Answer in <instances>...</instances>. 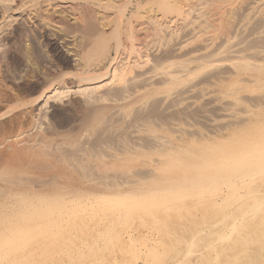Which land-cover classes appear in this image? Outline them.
Masks as SVG:
<instances>
[{"label": "rangeland", "instance_id": "1", "mask_svg": "<svg viewBox=\"0 0 264 264\" xmlns=\"http://www.w3.org/2000/svg\"><path fill=\"white\" fill-rule=\"evenodd\" d=\"M0 1H1L0 2L1 3L0 8L3 9V11L5 13L4 16L8 15L9 13H12V11H13L12 6L14 3L13 0H6V1L0 0ZM58 1H60V2H58ZM58 1L56 2L57 4L53 5V8H54L53 9L51 4H47V1L41 0V7L40 8L45 13L47 11H52V10H61V6H62L61 4L64 3V0L63 1L58 0ZM92 1L97 2L95 0H92ZM107 1H111V0H98L97 3H99V2L105 3ZM147 1H150V0H139L140 5L143 6L144 9H142V7H141L142 10L138 9V11L140 10L143 12L148 8V5H142V4L146 3ZM180 1H182V0H180ZM203 1L205 2V0H184L183 1L184 3L185 2H186V4L188 2L189 3L187 5H185V7H181V11L179 12L180 14L175 13L176 17L178 19H180V20L177 19V21H176L177 24H175V23H172V24L168 23L167 24L165 22V21H168L167 18H162V16L160 17L157 14V12L155 13V11H153L154 12L153 16L155 15L157 18L156 21H158L156 23L164 22L166 24V26L167 25L168 26L166 27L165 25H163L165 27L164 28L163 26L162 27L157 26V24L155 23L156 28L160 27V30H162V31L157 32L159 35L155 34V33H154L155 35L154 34L150 35L149 37L151 39L147 38L146 41L143 42L144 44L143 43L141 44V47L144 49V51H146V53L148 54V57L150 55V57L148 58L149 63H147V66L146 65L143 66L141 68L142 70L140 69L141 71L138 70L136 67H134V70H136L137 72H134L133 74L140 73V75L137 74V77H136V76H133V74H132V78L128 79V81H127L129 85L125 84L126 86L123 85V86L119 87V85H115L114 83H112V84H109L107 86L99 87L98 90L91 91L88 89V91L85 90V92H83V91L81 92L79 90L77 91V89L75 90L76 87L70 88L69 92H67L68 89L62 90V91H64V93L62 92L58 96L59 98H57V100H59V101H60V99H62L63 101H67L69 99H77V98H82V97L85 98L87 96H92V95H93L92 97H95L94 95H98V93H99V94H101V95L103 94L105 96L106 100L103 99V101L105 103L112 104V106H114V108H112L110 111L112 114L109 113V115H108V118L106 120L107 123L105 121V123L101 124L99 126L101 128L98 127L96 129V131H94V133H93L94 135L89 134V135H87L88 138L82 137V139L79 140L80 143L82 141L86 140L85 143H83V142L81 143V147L85 148L84 149L85 152L81 151V147H79L80 145L75 146L73 148V146L71 144H69V143L66 144L65 142L63 143L62 142L63 136H61V135H59L58 137H56V136L53 137L55 139H53V138L52 139L51 138H43L42 139V136L44 134V130L48 126V121H49V118L47 117L48 104L44 102V100H45L44 97L41 96L44 100L41 97L39 98V100H38L39 105H42V106L40 108H38L36 111H34V113L32 111V107H30L31 104L22 105L21 107H18V109H14L13 112H11V113H14L15 111H16V113L20 112V114H19L20 118H18V119L23 121V123L21 125L22 128L21 127L15 128V130L12 131L13 134L10 132L11 134L8 133V134H10V136L7 134V136L5 138H2L0 140V141H2V142H0V144H1L0 149H4L7 151V150H10V148L12 149L14 147H19V146L24 145V144L32 143V145L34 144V146L37 149H39L40 151L42 149L45 150L43 152L47 151V154L46 153H45V155L42 154L43 160L42 159L41 160L44 161L43 163H45V164H43L42 161H40V162L45 166H42L40 163L39 166H41L42 168H40L39 170H35V171H38V173H36L37 175L32 174V173L22 174V175H27L29 177H32V178L34 177V178L38 179L37 182L35 183L36 184L35 186H33V185L30 186V184L27 183V184H23V185H25V186L29 185V186L23 188V186H19L17 179H16L17 181L15 180L13 183L12 182H6V181H0V187H1L0 188V211H1V209H2V211H4L10 207L11 208L9 210H13L14 208H15L14 210L19 209L20 204H22V202H26L25 204H28L29 206H31L32 204L34 206L37 203H39L40 205H38V207H41V208H42V206L46 207L48 205V207H46V208L49 211H48L47 215L44 217L45 219L43 220V218H42V221H40L41 225L38 223L39 224V228H38L39 230L38 231L39 232L41 231L40 233H42V235H44V233H45V235L42 236L43 239L46 240L45 236L47 237L46 241H48V252H49V255H51V257H50L51 260L49 258H46L43 261H48L50 263L53 262L54 264L55 263L56 264H64V263L65 264H72V262H73V264H75V263L76 264H83V263L84 264H88V263L89 264L90 263H93V264H105V263L106 264H130V263L131 264H147V263L148 264L149 263L150 264H155V263L161 264L160 262H162V264H164L166 258L167 259H174L173 256L180 257L179 255H182L181 253H182L183 249L181 248V246L183 245V243L185 241H188L191 238L193 229L202 220V217H198L199 216L198 213H200L201 209L203 211H205L207 209H211V211H212V210H216L218 208L216 210V212L215 211L212 212L213 214L218 213L219 208L221 209V207L220 206L218 207L216 204H214V206L212 205V207H213L212 208L211 205L209 206L208 203H206V202H209V204H211V200H207L204 202L203 200H200L199 198H196V197H195L196 199L193 200V199H191L193 197L190 196L191 198L187 197L188 200L186 201V199L183 200V199H181V197L174 196V192L175 193L178 192L177 188H179L182 185H183L182 187H185L186 185H189V184L194 186L193 184H194V182H197V180H199V179L202 180V179H205L206 177H208L209 172H207V171H208V169L211 168V166H210V164H207L204 162L200 163V161L209 160V157H210L209 154L212 153L211 150H213V148H215V146L217 147V145H214V144H219L218 140H220L219 145H222L221 144L222 138H224L223 141L226 138H229L228 139L229 142L227 141L228 144L226 143L227 146L225 144V150L228 149V151L226 150V152H228L227 154L230 155L234 152V154L240 158L244 155L241 153L246 152L247 148L243 147L245 149V150H243L242 146L244 144L243 143L242 144L235 143L236 140L232 141L231 145H230L231 138L229 137V135L231 134L230 136L233 137V134H234V136L236 134H239L240 135L239 137H242V136L245 137V134H246V137H248V136H250L248 134L253 133L252 135H255L256 133H258L261 130V124H262V127H264L263 126L264 122H262V121H264V97H263L264 96V75L263 74H261V76L263 75L262 77H259L260 75L257 74L258 71L254 72V71L250 70V73H248V74L245 73V74L240 75V78H242L243 80L240 81L237 85V86H239V89L237 90V88H235V90H234L235 94L238 95L240 101L236 104H233V105L232 104L230 105V101L228 102V101H226V99H224L226 101L225 102L223 99L220 98V96L225 95L224 93H222V92H225V88H222V87H224V84L225 83L227 84L228 82H230L232 80L231 78H233L235 76V74L233 73V69L230 67H226V65L223 64L222 66H218V68H216V69L211 67L210 69H207L206 72H204L203 74H200L197 77H195L193 82L195 83V81H196L197 86L192 88L191 91H189L185 94V95L189 94V96L194 100L193 103H191L189 101L187 103L186 100L180 99V96L178 97V99L173 97V96H172V98L170 97L168 99H165L163 97L164 98L163 99V98H161L162 95L156 94L155 96H153L154 98L149 97L148 99H150V100H148L149 102H147L146 104L138 105L136 107L134 106V107L130 108L131 110L126 109V108H125L126 110L118 108V106L121 103L127 102L130 97L132 98L133 95L136 94L138 89L137 90H135V89L137 87L138 88L141 87V89L143 88V86L146 84L147 80L145 79V75L142 76V73H143V71H145L147 69L149 70V68H151L150 65L153 63H158L159 61H160V63H163V62L167 63L168 60H172V62L175 66L176 65L179 66V65L183 64L182 67L184 66V68L188 67V68L193 69V67L200 64V61L202 64L204 61L206 62L209 60L212 61V60H217V59H228V53L227 52L231 49H234L232 47L236 48L235 40H238L239 42L241 40V43L239 44V48H241V46L244 48L245 47L248 48V50L245 51V54L250 53L248 51L252 52L253 49H254V51L257 50L259 52H264V47H263L264 46L263 45L264 44V30H262L263 26H261V25H264L263 24L264 23V13H263L264 12V0H261V1L255 0V2H254V0H224V1L223 0H209V1L206 0L205 3H203ZM24 2H25L24 6L27 7V9H28V12H26V15H27L29 13V9L31 8V7H29L30 1L24 0ZM142 2H144V3H142ZM207 2H210V3L207 4ZM58 3L59 4L61 3L60 6ZM254 3H255V5H254ZM258 3H260L261 5ZM2 4H4V5H2ZM55 6H56V8H55ZM254 6H256V8ZM145 7H146V9H145ZM188 7H190V8L188 9ZM262 7H263V9H262ZM212 8L216 9V10L220 9L221 10L220 11L221 16L216 17V14ZM195 9L196 10L199 9L198 11L200 13L198 11H196ZM251 9H255V10L253 11ZM132 10L136 11L137 9L133 6ZM185 10L188 12L190 10L192 12L194 10L195 11L193 13L191 11H190V13H188ZM208 10H211V11H209L207 13ZM183 12H184V15L187 13L186 14L187 16L186 15L183 16L182 15ZM254 12H255V14H253ZM98 13L100 14V18H101L102 23L108 24L109 20L112 22V18H110V17H113L112 16L113 13L111 11L101 9L98 11ZM196 13H197V15H195ZM211 13H213V14L211 15ZM241 14H242V16H241ZM257 14H259V15H257ZM103 16H105V18H102ZM211 16H213L214 18ZM182 17H185V18L187 17L186 18L187 22ZM4 18H3L4 20L2 19L0 22V31H3L4 29L9 27L10 17H7V18L4 17ZM162 19H165V20H162ZM110 21H109V24L111 23ZM6 23H7V25H6ZM164 23H162V24H164ZM249 24H251V25H249ZM4 25H5V27H4ZM48 25H49V23H48ZM40 26H45V24H43V22H42V24L40 23ZM45 27H47V26H45ZM153 27L155 28V26H153ZM33 28H34V30H37L36 27H33ZM260 28H261V32H260ZM47 29L50 32H55L56 29L58 31V28L53 26V25L52 26L50 25L49 27H47ZM151 30H153V29H151ZM257 32H259V33H257ZM231 35H233V38L235 36L234 40H232ZM227 37H228V39H227ZM181 42L183 43V45ZM23 43L24 44L22 45L21 51H22V53L24 52L23 55H24L25 60L27 59V61L30 62L32 59L34 61V64H39L38 68L42 72L43 71L45 72L46 77H50V76H53L55 74L59 75L60 73H62L63 74L62 75V77H63L62 82L64 83V85L66 83H68L69 85H73V82H74L73 80L75 77L72 75V73L76 70L77 66L72 65L73 67H67L64 63H62L60 57L54 55L52 53L51 49L48 46L44 45L45 41L43 40L42 37H40L38 35V33L36 31L28 32ZM150 43H151L152 47H149ZM176 43H178V44H176ZM180 45H182V46H180ZM153 47H155V48L153 49ZM145 49H149V50L153 49L154 51L152 50L150 52V51L145 50ZM155 49L156 50L158 49L157 50L158 52L157 51L155 52ZM216 51L219 53H215ZM105 52L106 53H104V55L99 58L100 61H99V59L93 61V64H94V65L92 64L93 67L97 68L98 65H102V64L107 65L108 60L111 57H113L114 55L115 56L119 55L118 56L119 63L117 66H120V65H122L128 61L127 57H126L127 55H126L125 50L122 51V49H121L119 51L120 53L118 52V54H116L115 43L112 39H110L107 42V47H106ZM222 53H223V57H221ZM208 54H210V55H208ZM261 54L262 53L258 54L259 56L257 55L256 58L260 57ZM196 57L198 59H196ZM207 57H208V60L205 59ZM200 58L204 59V61ZM212 58H214V59H212ZM45 60H47V61L45 62ZM192 60H193V62H192ZM197 60L198 61L200 60V61L198 62ZM211 61H209V62H211ZM50 64H52V65H50ZM96 64H98V65L96 66ZM23 68H24V66L20 67L19 69H13V67L9 66V67H6L5 69L2 68L4 71H2L0 68V88H1V86L6 85L7 86L6 88H8L9 91H11L13 94H15L16 99L13 102H18V100H20V98L18 97L19 94L11 86V84H9V82L7 84L5 83V76L8 75L10 77H12V76L15 77L16 75H21V73L23 74L25 72V70H23ZM42 69H44V70H42ZM170 70H173V68ZM63 71H64V73H63ZM173 71H175V70H173ZM1 72H4V73H1ZM177 75H179V77L182 76L179 72H177ZM140 76L142 77L143 80L142 79L139 80L141 78ZM215 78H217V79H215ZM254 78L257 79L259 82L257 81V83H258L257 85L253 84L254 86L256 85V87H253V85L250 87V84H247V83H249V81L251 82V80ZM131 79L133 81H130ZM103 81L109 82L110 80L108 78L104 77ZM103 81L101 80L102 83H103ZM204 83H206V84H204ZM204 85H206V86H204ZM203 87H205V89H203ZM209 88H212V90H210ZM213 88L215 90H213ZM208 89H209V91H208L209 93H207V91H206ZM236 90H237V92H236ZM212 91L214 94L212 93ZM255 91H257V92L255 93ZM127 95H128V97H127ZM212 95H214V96H212ZM34 96H35V94H34ZM125 97H127L128 99ZM216 98H218V99H216ZM121 99H123V100H121ZM57 100H55V101H57ZM3 102L4 101H2L0 104V107L2 109V110L0 109L1 111H3L5 109L4 108L5 102L4 103ZM155 102H157V103H155ZM36 103H38V102H36ZM251 105H253V106L251 107ZM224 111L225 112L228 111V113L230 112L231 114L229 113L228 116L224 117V115H223ZM11 113L4 116L5 119L9 115H11ZM4 117H1L0 121H3L2 119H4ZM148 119H149V121H148ZM15 122H12L10 124L12 125ZM253 124H255V125H253ZM250 126H252L253 128ZM124 127H126V128L124 129ZM257 129H258V131H257ZM105 131H106V134H105ZM250 131L252 133H250ZM116 132H118V133H116ZM220 133H221V135H220ZM242 133H244V134H242ZM11 135L13 138L11 137ZM34 136L35 137L39 136V138L41 137V139L39 141L37 140V142L36 141L31 142V139L35 138ZM236 136H238V135H236ZM9 137H10V139H9ZM23 138L24 139L26 138L27 140L26 139L24 140ZM208 141L209 142L211 141L212 143L211 142L209 143ZM5 142H7L6 148L5 147L3 148V146L5 145L4 144ZM51 143H53V144H51ZM10 144H12V145H10ZM56 144H57V146H56ZM82 144H83V146H82ZM208 144L211 146V148H210V146H207ZM90 145H92V146H90ZM205 145L208 148H206ZM219 145H218V148H219ZM228 145L231 147V149ZM234 145H235V147H234ZM49 146H51V147H49ZM236 148H237V150L239 149L240 151H238V152L234 151V150H236ZM250 149L252 150L251 147H250ZM80 151L82 153H80ZM229 151H230V153H229ZM52 152L55 154L53 155ZM208 152H209V154H208ZM76 155H77V157L79 156V159H81V160L77 159ZM179 158H181V159H179ZM48 163L50 164L51 167L47 166ZM239 163H241V162H239ZM201 165L204 168H202ZM45 167H47V168L45 169ZM202 172H203V174H202ZM53 175H54V177H53ZM22 177L23 176H21V175L19 177L21 179V181L24 180V179H22ZM55 177H56V179H54ZM53 179H54V181H53ZM53 182H55V183H53ZM37 185H39V186H37ZM156 185H157V187H155ZM162 186L163 187L165 186V188H169V187L172 188V186H174V187L178 186V187L175 188L174 190H173L174 187L172 189L169 188L168 190L166 189L167 191L163 192L162 190H165V188L164 189L161 188ZM141 187L142 188L144 187L145 190H143ZM148 188H149V190H148ZM159 188H161V190H158ZM139 189H142V191ZM151 190H152V192L150 193L149 191H151ZM155 190H157L159 192H157V191L155 192ZM18 191H19V193H18ZM22 191H23V193H22ZM55 191L60 192V193H57ZM129 191H131V192H129ZM139 191L141 192L140 195L137 194V193H139ZM143 191H145V192H143ZM96 192L98 193V195H99V193L100 194L103 193L102 195L104 197L102 195H99L103 198H105V196H107L106 194H108V195L114 194V195H112V197L114 199L111 198V195L107 196L105 198L106 200H109L111 198L109 201H106V202L104 201L105 199L103 200V202L99 201V200H102L103 198H101V197L97 198L98 197L97 195H96L97 197H93V199L91 198L90 200H83L82 199V198L87 199V196H91L92 195L91 193H96ZM121 192H123V195ZM135 192H137V193H135ZM170 192H171V194H170ZM52 193H54L55 197L52 196ZM116 193H117V195H115ZM144 193H147V194L144 195ZM66 194H68L70 196H74V197H70L71 199L67 198V197L60 199L59 195L63 196ZM119 194H120V196H119ZM124 194H125V196H124ZM134 194H137V197L139 198V199L135 198L137 201L135 199L133 200L134 196H136ZM85 195H87V196H85ZM141 195H143V196H141ZM139 196H141V197H139ZM167 196L169 199L167 198ZM120 197L121 198L123 197V198L121 199ZM129 197H131L130 200L128 199ZM143 197H145V200ZM149 197H151V201H150ZM78 198H79V201H77ZM117 198H119L120 200L118 201ZM164 198H166V199H164ZM64 199H65V201H63ZM97 199H98V202H100V204H98ZM115 199L117 200V202ZM140 199L142 201H145V202L144 203L141 202ZM81 200H82V202H81ZM112 200H115V202L113 203ZM128 200L131 202H128ZM132 200H133V202H132ZM156 200H159V201H156ZM83 201H85L84 203L88 202L89 204L88 203L84 204ZM95 201H96V203H94ZM174 201H175V203L172 204L171 202H174ZM59 202L61 203V206L63 205L62 206L63 208H61V206H58V204L60 205ZM122 202H124L125 204L127 203L126 206ZM177 202H179V203H177ZM201 202L205 206L202 205ZM76 203L80 204V206H78V208L76 206L79 204L76 205ZM116 203H119V204H117V207H116ZM147 203H148V205H147ZM134 204L136 206H134ZM196 204H197V206H196ZM206 204L208 205V208H207ZM68 205H70L69 208L65 209L68 207ZM73 205H75L76 208H74L72 210V208L74 207ZM122 205H124L126 208ZM130 205H131V207H130ZM137 205L138 206L140 205V207H138ZM22 206H25V205H22ZM82 206H83V208H81V210H83V211L79 210L80 207H82ZM159 206H160L161 210H160ZM162 206H163V208H162ZM166 206L169 207V210H168V207H166ZM176 206H178V207H176ZM55 207L57 210H55ZM156 207H158V209H156ZM186 207H188V208H186ZM114 208L116 211L114 210ZM123 208L127 211H125V210L123 211ZM131 208H133V209H131ZM150 208L152 210L153 209L154 210L152 211ZM165 208H166V210H165ZM171 208H174V211ZM175 208H176V210H175ZM203 208H205V209H203ZM90 209H92V210L94 209V210L92 211ZM88 210H90L91 212ZM95 210L97 213H95ZM108 210H110V212ZM170 210H172L173 212L172 211L170 212ZM64 211H66V212H64ZM113 211H115L116 213ZM147 211H149V212H147ZM154 211L156 212L155 214H153ZM211 211L208 210V212L207 211H205V212L209 213ZM56 212H57V214H56ZM62 213H64V214H62ZM72 213L74 214V216L72 215ZM102 213L105 215H102ZM55 214H56V218H54ZM65 214H66V216H65ZM147 214H149L150 216L153 214V216L150 217V220H149V217H147V216H149ZM57 216H59L58 222L56 220ZM0 217H1L0 218V224H1V222L5 223L7 220L12 218V217L8 216L7 214L4 216H0ZM8 217H9V219H7ZM60 217H61V219H60ZM91 217H93L95 219H93ZM153 218H154V220H153ZM67 220H69V221H67ZM97 221H99V222H97ZM153 221H156V222H153ZM55 222H57V223H55ZM66 222H68V223H66ZM69 222L71 223V225ZM152 222L154 223V225H152L153 224ZM42 223H43V225H42ZM48 224H50V226L52 228ZM76 224H77V226H76ZM140 224H142L143 226ZM57 225L59 226L60 229L58 228ZM144 225H146V227H144ZM150 225H152V226H150ZM40 226H41V228H40ZM69 226H71V227L74 226V227L71 228ZM103 227H105V228H103ZM143 227H144V229H143ZM11 228H13V227H11ZM99 228H101V229H99ZM116 229L118 231H116ZM90 230H92V231H90ZM60 231H62V232H60ZM66 231H68V232H66ZM251 231L249 234L254 233L256 230H253L252 232ZM183 232H185V234H187V235H185ZM64 233H66V235ZM93 233H94V235H97V236H94ZM107 234H109V236ZM133 234L135 235L134 236L135 238H133ZM113 235H115V236H113ZM136 235L137 236L141 235L140 237L142 239L139 236L137 237ZM146 235H147V237H146ZM7 236L8 235L6 233L5 237H7ZM10 236L11 237L13 236L12 238L15 237L14 233H11V232L7 238L11 239ZM48 236H50V238ZM118 236H119V238H117ZM249 236H251V235H249ZM60 237H62V238H60ZM85 238L87 241L90 240L89 241L90 243L85 241ZM109 238H110V240H109ZM138 238L141 239V241H139ZM150 238H151V240H150ZM41 239H38L37 241L33 240V242L31 244L29 243L30 245H28V243L26 241L22 240L19 243L20 246L17 244L16 248L13 250H15V251H19V250L20 251H23V250L26 251L27 249H30L31 247L41 248L40 247L41 246V244H40ZM104 239H105V241H104ZM130 239H131L130 244H133V242L135 240L134 245L129 244ZM254 239H258V238L255 237ZM95 241H96V243H95ZM38 242H39V244H38ZM118 242H119V244H118ZM127 242H128V245H127ZM55 243L58 245H56ZM170 243H171V245H170ZM86 244H89V245H86ZM117 244L119 246L122 244V247H124L126 245L125 247L127 248V250L125 249V247L124 248H122L121 246L119 247ZM123 244H124V246H123ZM57 246H58V248H57ZM91 246H92V248H91ZM131 246H133V247H131ZM20 247H21V249H20ZM25 247H26V249H25ZM78 248H80V249H78ZM95 248H97V249H95ZM247 248H248V246H242V245H241V247H237V249L234 248L235 250H237V253L232 252L233 255H231V253H229V252L233 251L234 249H231L230 251L228 249V251H229L228 256L231 255V256L236 257V258L238 257V258H240L239 260H241V257L243 256L242 257L243 261H240L243 263L245 261L244 252H247ZM75 249H77V250H75ZM85 249H86V251H85ZM130 249H131V251H133L132 253L134 255L131 252H128ZM180 249H181V251H179ZM260 249L262 250L260 253L263 254L262 252H264L263 251L264 247H262ZM59 250H62L61 251L62 253L59 252ZM92 250H94V251L96 250L98 252H94ZM115 250H116V252H115ZM238 250H240V251H238ZM71 251L73 253H71ZM177 251H179V252H177ZM125 253L128 254V256H126ZM175 253L178 256H176ZM170 254H172V255H170ZM120 255H122V256L120 257ZM123 255H125L126 257H124ZM168 255H170V256H168ZM52 256L54 258H52ZM73 256H75V257H73ZM133 256H135V259ZM230 257H227V258H230ZM233 257H231L230 259H227L226 262L228 261L227 263H229V264L233 263L234 262V259H232ZM43 258L44 257H42V259ZM82 258L86 259V260H83ZM91 258H93V259H91ZM4 259L5 258L0 259L1 263L4 261ZM77 260H78V262H76ZM96 260H97V262H96ZM163 260H164V263H163ZM251 260H252V262L246 261V262H244V264H248V263L249 264H251V263L252 264H259L260 263V262H257L258 260H254L252 258H251ZM253 260H254V262H253ZM66 261H68V262H66ZM90 261H92V262H90ZM193 261H192V263L190 262L189 264H193V263L197 264L196 260L194 262Z\"/></svg>", "mask_w": 264, "mask_h": 264}, {"label": "bare ground", "instance_id": "2", "mask_svg": "<svg viewBox=\"0 0 264 264\" xmlns=\"http://www.w3.org/2000/svg\"><path fill=\"white\" fill-rule=\"evenodd\" d=\"M28 1H30L29 7H31V8L29 9V13L27 15H26V12H28V9H27V7L24 6V4H25L24 0H13V2H14L13 3V6H12V10L13 11L11 10L12 13H9L6 16H4L5 13H4L3 9L0 8V22H1V20L4 17H6V18L7 17H10L9 27L6 28V29H4L3 31H0V68H1L2 71H4L3 69H5L6 67H9V66L10 67H13V69H19L20 67L24 66L23 70H25V72L23 74L21 73V75H16L15 77L14 76L10 77L8 75L5 76V83L7 84L9 82V84H11V86L18 92V94H19L18 97L20 98V100H18V102H13L16 99L15 94H13L11 91H9V89L6 88L7 87L6 85L1 86V88H0V104H1L2 101H4L5 102V107L4 108L5 109L3 108L4 110L1 111L2 109L0 107V109H1L0 110V118L6 116L7 114H9L11 112H13L14 109H18V107H21L22 105H27V104H31L30 107H32V111L34 113V111H36L38 108H40L42 106V105H39V101H38L39 98L42 96V97H44L45 100L42 97L41 98L44 100L45 103L48 104V107H47L48 108L47 117L49 118L48 126L44 130V134L42 136V139L43 138H51L52 139L55 136L58 137L59 135H61V136H63L62 142L63 143L65 142L66 144L67 143L71 144L73 146V148L75 146H78V145H80L79 147H81V143L82 142L85 143L86 140L82 141L81 143H80L79 140H81L82 137L88 138L87 135L93 134L94 131H96V129L101 124L105 123V121L108 118L109 113H111L110 112L111 109L114 108V106H112V104L105 103L103 101V99L106 100L105 96L103 94L101 95L99 93H98V95H94L95 97H92L93 96L92 95V96H87L85 98L82 97V98H77V99H69L67 101H63L62 99H60V101H59V100H57V98H59L58 96L62 92L64 93V91H62V90L68 89L67 92H69V89L70 88L76 87L75 90L77 89V91L79 90L81 92L82 91L85 92V90L88 91V89L91 90V91L98 90L99 87L107 86V85L112 84V83H114L115 85H119V87L120 86H123L125 84H128V82H127L128 79L132 78V74L134 72H137L136 70H134V67H136L138 70H140L143 66H145V65L147 66V63H149V61H148L149 59L148 58L150 57V55L148 57V54L141 47V44L143 42H145L147 38H150L149 37L150 35H152L154 33L155 34H158L157 32L162 31V30H160V27L156 28V24H157V26H161V27L163 25L166 26V24L164 22H160L159 21L160 23H156L158 21H156V19H157L156 16L155 15L153 16V13H154L153 11H155V13L157 12V14L160 17L162 16V18H167L168 21H165L167 24L168 23H171V24L172 23H175V24H177L176 21H177L178 18L176 17V14L175 13L180 14L179 12L181 11V7H185V5H187L189 3V2L187 4H186V2L184 3L183 2L184 0H182V1H180V0H150V1H147L146 3L142 2V3H144L142 5H148V8L146 9V7H147L146 6L145 7L146 10L142 12L140 10L144 9V7L140 5L139 0H118V1L117 0H111V1H107L105 3L104 2L97 3L98 0H95L97 2H94L92 0H64V3L63 4L60 3L62 5L61 6V10H52V11H47L45 13L40 8L41 7V0H28ZM45 1H47V4H51L52 5V8H53V5L57 4L56 2L58 0H45ZM58 2H60V1H58ZM205 2H206V0H205ZM205 2L203 1V3H205ZM254 2H255V0H254ZM208 3H210V2H207V4ZM60 4H59V6H60ZM258 4H260V3H258ZM2 5H4V4H2ZM254 5H255V3H254ZM133 6L137 9L136 11H133L132 10V7ZM141 7H142V9H141ZM254 7L256 8V6H254ZM55 8H56V6H55ZM189 8L190 7H188V9ZM101 9L109 10V11H111L113 13V14L111 13L113 17H110V18H112V22L109 20L111 22L109 24V21H108V24L109 25L102 23L101 18H100V14H99L100 12L98 13V11L101 10ZM138 9H140V10L138 11ZM262 9H263V7H262ZM198 10H196V11H198ZM251 10L254 11L255 9H251ZM190 11L189 12L186 11V12L190 13ZM209 11H211V10H208L207 13ZM213 11L215 12L216 17L217 16H221V13H220L221 10L220 9L219 10L218 9L217 10L216 9H213ZM213 13H211V15ZM253 14H255V12ZM182 15L185 16L184 15V12H183ZM195 15H197V13ZM257 15H259V14H257ZM241 16H242V14H241ZM211 17H213V16H211ZM102 18H105V16H103ZM182 18H184L185 21H186V18L187 17L186 18L185 17H182ZM162 20H165V19H162ZM178 20H180V19H178ZM42 22L47 27H49L50 25L51 26L53 25V26L57 27L58 28V31L56 29L55 32H50L47 29V27L40 26V23L42 24ZM48 23H49V25H48ZM162 23H164V24H162ZM6 25H7V23H6ZM249 25H251V24H249ZM153 26H155V28ZM261 26H263L262 27V30H264V25H261ZM4 27H5V25H4ZM33 27H36L37 30H34ZM151 29H153V30H151ZM30 31H36L38 33V35L40 37H42L43 40L45 41V44L44 45L48 46L51 49V51H52V53L54 55L60 57L62 63H64L67 67H73L74 65L77 66L76 70L72 73V75L75 77L74 80H73L74 81L73 82V85H69L68 83H66L64 85V83L62 82L63 81V77H62L63 74L62 73H60L59 75H56L55 74L53 76L46 77L45 76V72L43 71L44 72L43 73L38 68L39 67V64H34V61L32 59H31L30 62L27 61V59L26 60L24 59V55H23L24 52L22 53V51H21L22 50V45L24 44L23 42H24V40L26 38V35ZM260 32H261V28H260ZM257 33H259V32H257ZM231 36H232V40H234L235 36H234V38H233V35H231ZM110 39H112L114 41V43H115V51H116V54H118V52L121 49H122V51L125 50L126 55H127L126 57H127V60L128 61L126 63L120 65V66H117L118 63H119V59H118V56L119 55H117V56L114 55L113 57H111L108 60L107 65L106 64L105 65H103V64L102 65L96 64V66L98 65V67L97 68L93 67V65H94L93 64V61L98 60L100 57H102L104 55V53H106L105 51H106V47H107V42ZM227 39H228V37H227ZM151 43H150L149 47H152L151 46ZM240 43H241V40H240V42L238 40H235V46H236V48L235 47H232L234 49H231V50H229L227 52L228 53V59H217V60H212V61L209 60L211 62H209V61H206L205 62L204 59L200 58L204 62L201 64V61L199 60L200 61V64H198L196 66L194 65L195 67H193V69L192 68H188V67L187 68L186 67L184 68V66L182 67L183 64L182 65H179L180 67L178 65L175 66L173 64L172 60H168L167 63L166 62L160 63V61L159 62L157 61L158 63L151 64L150 65L151 68H149V70L147 69V70L143 71V73L141 72L142 73V76L145 75V79L147 80L146 84L143 86L142 89H141V87H139L140 89L137 87L135 89V90L138 89V91L136 92V94L133 95L132 98L130 97L127 102L121 103L118 106V108H120V109H125V108L126 109H130V108H132L134 106L136 107L138 105H144L147 102H149L148 101V100H150V99H148L149 97L154 98L153 96H155L156 94L157 95L158 94L162 95L161 98L164 97L165 99H168L170 97L172 98V96L178 99V97L180 96V99L186 100L187 103H188V101L191 102V103H193L194 100L189 96V94H187V95H185V94L187 92L191 91L192 88H194V87L197 86L196 81H195V83L193 82L194 79H195V77H197L200 74H203L204 72H206L207 69H210L211 67L214 68V69H216V68H218V66H222L223 64H225L226 67L232 68L233 69V73L235 74V76L233 75L234 77L231 78L232 80L230 82H228L227 84L226 83L224 84V87H222V88H225V92H222V93H224L225 95L224 96H220V98L223 99V100L226 99V101H228V102L230 101V105L231 104L233 105V104L238 103L240 100H239L238 95L235 94V91L234 90H235V88H237V90L239 89V86H237V85H238V83L240 81L243 80L242 78H240V75L245 74V73L248 74V73H250V70H252L254 72L255 71H258L257 74L260 75L259 77H262L264 75V52H259L257 50L254 51V49L253 50L251 49L252 52L251 51H248L250 53H246L245 54V51L248 50V48H246V47L244 48L242 46H241V48H239V44ZM176 44H178V43H176ZM182 45H183V43H182ZM182 45H180V46H182ZM154 48L155 47H153V49ZM145 50H148L150 52L152 51L151 49L150 50L149 49H145ZM157 50L155 49V52ZM215 53H219V52L216 51ZM260 53H262L260 55V57L256 58L257 55L260 54ZM210 54H208V55H210ZM221 57H223V53H222V56ZM196 59H198V58L196 57ZM205 59L208 60V57L205 58ZM212 59H214V58H212ZM46 61L47 60H45V62ZM99 61H100V59H99ZM192 62H193V60H192ZM52 64H50V65H52ZM171 67L175 71L170 70V69H172ZM42 70H44V69H42ZM64 71H63V73H64ZM177 72H179L182 76L179 77V75H177ZM1 73H4V72H1ZM137 74L140 75V73H135V74H133V76H136L137 77ZM261 74H263V75L261 76ZM104 77L108 78L110 81L109 82L108 81L107 82H104L103 81ZM141 79H142V77L139 80H141ZM215 79H217V78H215ZM101 80L103 81V83L101 82ZM130 81H133V80L131 79ZM257 81L258 80L254 78V79L251 80V82L249 81V83H247V84H250V87H251L253 84H256L257 85L258 84ZM204 84H206V83H204ZM256 85L255 86L253 85V87H256ZM204 86H206V85H204ZM203 89H205V87H203ZM209 89L212 90V88H209ZM209 89L206 90L207 93H209L208 92ZM213 90H215V89L213 88ZM237 90H236V92H237ZM257 91H255V93ZM212 93H213V91H212ZM34 94H35V96H34ZM212 96H214V95H212ZM127 97H128V95H127ZM127 97H125V98H127ZM216 99H218V98H216ZM55 100H57V101H55ZM121 100H123V99H121ZM36 102H38V103H36ZM155 103H157V102H155ZM253 105H251V107ZM224 112H223L224 117L225 116H228V114L230 113V112L228 113V111H226L225 113ZM19 114H20V112L19 113H16V111H15L14 113H11V115H9L6 119L4 117V119H2L3 121H0V140L2 138H5L8 133H10V132L12 133V131H14L15 128H18V127H21L22 128L21 125H22L23 121L18 119V118H20L19 117L20 116ZM148 121H149V119H148ZM12 122H15V123H13L11 125L10 123H12ZM262 122H264V121H262ZM106 123H107V121H106ZM255 124H253V125H255ZM263 126H264V123H263ZM250 127H252V126H250ZM99 128H101V127H99ZM125 128L126 127H124V129ZM257 131H258V129H257ZM116 133H118V132H116ZM250 133H252V132L250 131ZM10 134H8V135L10 136ZM105 134H106V131H105ZM242 134H244V133H242ZM252 134H248V135H250L248 137H246V134H245V137H243V136L242 137H239L240 136L239 134H236L238 136H236V135L234 136V134H233V137L230 136L231 134L229 135V137L231 138L230 145H231V142L232 141L236 140L237 142L235 141V143H239V144H242L243 143L244 145L242 146V148L243 147L247 148L246 149V152L241 153V154H244L241 158L238 157V156H236L234 154V152L232 154H230V155L227 154L228 152H226V150L228 151V149L225 150V144L227 143V141H228L229 138H226L224 141H223L224 138H222V140H221V144L222 145H219L220 144V140H218L219 141V144H214V145H217V147L215 146V148H213V150H211L212 151L211 154H209V152H208V154L210 155L209 160H207V161H205V160L200 161V163H203L204 162V163L210 164L211 168L208 169V171H207V172H209L208 177H206L205 179H202V180L201 179L197 180V182H194V184H193L194 186H192L190 184L189 185H186L185 187H182L183 186L182 185L179 188H177L178 186L177 187L172 186V188L174 187L173 190L175 188H177V191L178 192H176V193L174 192V196H176V197H181V199H183V200L186 199V201L188 200L187 197H190V196L193 197V198L190 197L193 200L196 199V198H199L200 200H203L204 202L207 201V200H211V204H209V202H206V203H208L209 206L211 205V207H212V205L214 206V204H216L218 207L220 206L221 209L219 208V210H218L219 212L216 213V214H213L212 212H214V211L216 212V210L218 208L216 210H212V211H211V209L205 210L207 212H208V210L211 211L209 213H207V212H205V211H203L201 209L200 213H198L199 214L198 217H202V220L193 229L191 238L188 241H185L183 243V245L181 246V248L183 249V251L181 253L182 255H179L180 257L173 256L174 259H167L166 258V260H165L163 258L165 260V263H164V260H163V263L164 264H189L190 262L192 263L193 260L194 261L196 260L197 261V264H229V263H227L228 261L226 262V260L227 259H230L231 257H233V256H231V255H233L232 252L233 253H235V252L237 253V250H235V249H237V247H241V245L242 246H248L247 252H244V257H245V261L244 262H246V261L252 262V260H251V258H252L254 260H258L257 262H260L259 264H264V252H262L263 254L260 253L262 251L260 248L264 247V127H262V124H261V130L258 133H256L255 135H252ZM220 135H221V133H220ZM11 137H12V135H11ZM9 139H10V137H9ZM40 139H41V137L39 138V136H37L35 138H32L31 139V142L32 141H34V142L36 141L37 142V140L39 141ZM53 139H55V138H53ZM0 142H2V141H0ZM6 143L7 142L4 143L5 145L3 146V148L4 147L6 148ZM51 144H53V143H51ZM57 144H56V146H57ZM227 144H226V146H227ZM10 145H12V144H10ZM218 145H219V148H218ZM82 146H83V144H82ZM90 146H92V145H90ZM207 146H210V145L208 144ZM207 146H206V148H208ZM49 147H51V146H49ZM234 147H235V145H234ZM250 147L252 148V150L250 149ZM210 148H211V146H210ZM84 149H85L84 147H81V151L85 152ZM230 149H231V147H230ZM243 150H245V149L243 148ZM43 151H45V150L42 149L40 151L39 149H37L34 146V144L32 145V143H30V144H24V145H21L19 147H14L12 149L10 148V150H7V151L4 150V149H0V181H6V182H12L13 183L17 179L19 186H23V188L29 186V185H27V186L23 185V184H27V183L30 184V186H32V185L35 186L36 185L35 183L37 182L38 179H36L34 177L33 178L32 177H29L27 175H22V174H29V173L36 174V173H38V171H35V170H39L40 168H42L41 166H39L40 163H41L40 161L43 160L42 159V156L45 155V153L47 154V151L46 152H43ZM81 151H80V153H82ZM230 151H229V153H230ZM234 151H237L238 152L240 150L239 149L237 150V148H236V150H234ZM52 154L54 155L55 153L52 152ZM76 158L79 159V156L77 157V155H76ZM179 159H181V158H179ZM79 160H81V159H79ZM43 162L44 161H42V163ZM239 162H241V163H239ZM42 163H41V165L42 166H45V165H43L45 163H43V164ZM47 166L48 167H51L49 163L47 164ZM46 168L47 167H45V169ZM202 168H204V167L202 166ZM202 174H203V172H202ZM20 175L23 176L22 177V179H24L23 181H21V179L19 178ZM53 177H54V175H53ZM54 179H56V177ZM54 179H53V181H54ZM53 183H55V182H53ZM37 186H39V185H37ZM155 187H157V185ZM161 188L164 189L165 186L164 187L162 186ZM161 188H159L158 190H161ZM169 188H171V187H169ZM169 188H165V190H162V191L163 192L164 191H167ZM142 189L145 190L144 187ZM142 189H139V190L142 191ZM148 190H149V188H148ZM156 191L157 190H155V192ZM55 192H57V191H55ZM129 192H131V191H129ZM143 192H145V191H143ZM149 192L151 193L152 190L149 191ZM157 192H159V191H157ZM18 193H19V191H18ZM22 193H23V191H22ZM57 193H60V192H57ZM121 193L123 195V192H121ZM135 193H137V192H135ZM140 193L141 192L139 191V193H137V194L140 195ZM91 194H92L91 196L85 195V196H87V199L86 198L85 199L82 198V199L83 200H90L91 198L93 199V197H97V196H98L97 198H99V197H101L99 195H102L103 193H101V194L99 193V195H98L97 192L96 193H91ZM137 194H134L136 196H134L133 200L135 198H138L137 197ZM145 194H147V193H144V195ZM170 194H171V192H170ZM106 195L107 196H110L111 195V198L114 199L112 197V195H114V194H110V195L106 194ZM115 195H117V193ZM52 196L55 197L54 193H52ZM59 196H60V199L61 198H64V197H67V198L74 197V196H70L68 194L63 195V196L59 195ZM107 196H105V198ZM119 196H120V194H119ZM124 196H125V194H124ZM141 196H143V195H141ZM141 196H139V197H141ZM103 197H101V198H103ZM79 198H78L77 201H79ZM105 198H103L102 200H99V201L103 202V200ZM130 198L131 197H129L128 199L130 200ZM143 198L145 200V197H143ZM167 198H168V196H167ZM117 199H118V201L120 200L119 198H117ZM149 199L151 201V197H149ZM164 199H166V198H164ZM109 200H106L105 199L104 201L106 202V201H109ZM115 200H112L113 203L115 202ZM129 200H128V202H131ZM133 200H132V202H133ZM63 201H65V199ZM156 201H159V200H156ZM81 202H82V200H81ZM84 202L85 201H83V203ZM97 202H98V199H97ZM116 202H117V200H116ZM141 202L144 203L145 201H142L141 200ZM25 203L26 202H22V204H20L19 209H16V210H14L15 208L13 210H9L11 208L10 207V208H8V209H6L4 211H2V209L0 211V216H4V215L7 214L8 216L12 217L10 219L8 217L7 219H9V220H7L5 223H2L1 222V224H0V259L5 258L4 261L2 260L3 261L2 263L0 261V264H54L53 262L50 263L48 261H43L46 258H49L50 259L51 255H49V252H48V241H46L47 240V237L45 236L46 240L43 239V237H42V236L45 235V233H44V235H42V233H40L41 231L40 232L38 231L39 230L38 228H39L40 221H42V218H43V220L45 219L44 217L47 215V213L49 211L46 208V207H48V205L46 207H43L42 206V208H43L42 209L41 207H38V205H40V204L37 203V202H36L37 203L36 204L37 206L36 205L33 206V204L31 206H29L28 204H25ZM87 203H84V204H87ZM94 203H96V201ZM122 203H124V202H122ZM171 203L173 204V203H175V201L174 202H171ZM177 203H179V202H177ZM77 204H79V203H76V205ZM98 204H100V202H98ZM117 204H119V203H116V207H117ZM126 204L124 203L125 206H126ZM22 205H25V206H22ZM124 205H122V206H124ZM147 205H148V203H147ZM202 205H204V204L202 203ZM208 205L206 204L207 208H208ZM58 206H61V203H60V205L58 204ZM62 206H61V208H63ZM69 206L70 205H68V207L65 208V209H68ZM73 206H72L73 207L72 210L74 208H76V207L78 208V206H80V204L77 205L76 207H75V205H73ZM134 206H136V205L134 204ZM196 206H197V204H196ZM56 207H55V210H57ZM130 207H131V205H130ZM138 207H140V205ZM166 207H168V206H166ZM176 207H178V206H176ZM81 208H83V206L80 207L79 210H81ZM159 208H160V206H159ZM162 208H163V206H162ZM186 208H188V207H186ZM131 209H133V208H131ZM156 209H158V207H156ZM171 209L174 211V208H171ZM203 209H205V208H203ZM90 210H92V209H90ZM90 210H88V211H90ZM96 210H95V213H97ZM110 210H108V211L110 212ZM114 210H115V208H114ZM124 210L125 209L123 208V211ZM160 210H161V208H160ZM165 210H166V208H165ZM168 210H169V207H168ZM172 210H170V212ZM175 210H176V208H175ZM81 211H83V210H81ZM115 211H113V212H115ZM125 211H127V210H125ZM64 212H66V211H64ZM147 212H149V211H147ZM155 213L156 212L154 211L153 214H155ZM56 214H57V212H56ZM56 214H55V217L54 218H56ZM62 214H64V213H62ZM153 214L151 216H153ZM72 215L74 216L73 213H72ZM102 215H105V214L102 213ZM147 215H149V214H147ZM65 216H66V214H65ZM151 216L150 215L147 216V217H149V220H150V217ZM58 217L59 216H57V219H56L57 222H58ZM93 217H91V218H93ZM60 219H61V217H60ZM93 219H95V218H93ZM153 220H154V218H153ZM67 221H69V220H67ZM99 221H97V222H99ZM57 222H55V223H57ZM153 222H156V221H153ZM66 223H68V222H66ZM42 225H43V223H42ZM48 225L50 226V224H48ZM70 225H71V223H70ZM140 225H142V224H140ZM152 225H154V223ZM152 225H150V226H152ZM76 226H77V224H76ZM11 227H13L14 229L11 228ZM69 227H71V226H69ZM73 227H71V228H73ZM144 227H146V225H144ZM144 227H143V229H144ZM40 228H41V226H40ZM58 228H59V226H58ZM103 228H105V227H103ZM99 229H101V228H99ZM251 230L252 231L253 230H256V231L254 233H252V234H249ZM90 231H92V230H90ZM116 231H118V230L116 229ZM10 232L11 233H14L15 237L12 238L13 236L12 237L10 236L11 239H8L7 237L9 236ZM60 232H62V231H60ZM66 232H68V231H66ZM6 233L8 235L7 237H5L6 236ZM183 233L185 234V232H183ZM64 234L66 235V233H64ZM93 235H94V233H93ZM107 235L109 236V234H107ZM147 235H146V237H147ZM185 235H187V234H185ZM249 235H251V236H249ZM94 236H97V235H94ZM113 236H115V235H113ZM134 236L135 235L133 234V238H135ZM48 237L50 238V236H48ZM255 237H257L258 239H254ZM60 238H62V237H60ZM86 238H85V241H87ZM117 238H119V236ZM38 239H41V242H40V244H41L40 247L41 248H35V247L33 248V247H31L30 249H27L26 251H24V250L23 251H20V250L19 251H15V250H13V249L16 248L17 244L19 245L20 241H22V240L23 241H26L28 243V245H30L33 242V240H36L37 241ZM131 239L129 240L130 241L129 244L131 243ZM141 239H139V241H141ZM109 240H110V238H109ZM150 240H151V238H150ZM89 241H87V242H89ZM104 241H105V239H104ZM95 243H96V241H95ZM134 243H135V240H134L133 244H130V245H134ZM38 244H39V242H38ZM118 244H119V242H118ZM56 245H58V244H56ZM86 245H89V244H86ZM127 245H128V242H127ZM170 245H171V243H170ZM120 246L122 247V244ZM123 246H124V244H123ZM124 247H122V248H124ZM131 247H133V246H131ZM57 248H58V246H57ZM91 248H92V246H91ZM20 249H21V247H20ZM25 249H26V247H25ZM78 249H80V248H78ZM95 249H97V248H95ZM125 249L127 250L126 247H125ZM228 249H229V251L231 249H234V250L229 252ZM75 250H77V249H75ZM240 250H238V251H240ZM61 251L62 250H59V252H61ZM72 251H71V253H73ZM85 251H86V249H85ZM92 251H94V250H92ZM179 251H181V249ZM179 251H177V252H179ZM94 252H98V251L95 250ZM115 252H116V250H115ZM128 252H131L132 253L133 251H131V249H130ZM228 252L231 253V255H230L231 257L228 256ZM125 255L128 256V254H126V253H125ZM125 255H123V256L126 257ZM170 255H172V254H170ZM170 255H168V256H170ZM175 255L178 256L176 253H175ZM75 256H73V257H75ZM121 256L122 255H120V257ZM42 257H44V258L42 259ZM133 257L135 259V256H133ZM227 257H230V258H227ZM242 257H241V260H239L240 258H238V257L237 258L236 257H233L232 259H234V262L233 263H230V264H244V262L243 263L240 262V261H243L242 260ZM52 258H54V257L52 256ZM86 259H83V260H86ZM91 259H93V258H91ZM254 260H253V262H254ZM68 261H66V262H68ZM76 262H78V260ZM90 262H92V261H90ZM96 262H97V260H96ZM160 263L162 264V262H160ZM72 264H73V262H72ZM90 264H93V263H90Z\"/></svg>", "mask_w": 264, "mask_h": 264}]
</instances>
